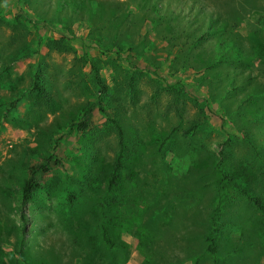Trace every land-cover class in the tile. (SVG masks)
I'll return each mask as SVG.
<instances>
[{
  "label": "rangeland",
  "instance_id": "rangeland-1",
  "mask_svg": "<svg viewBox=\"0 0 264 264\" xmlns=\"http://www.w3.org/2000/svg\"><path fill=\"white\" fill-rule=\"evenodd\" d=\"M109 116L127 132L129 198L110 200L123 225L110 246L93 213L105 185L85 186L118 154ZM263 160L264 0H0V264H212L221 171ZM227 192L244 231L225 238L260 242L261 213ZM248 254L230 264H264Z\"/></svg>",
  "mask_w": 264,
  "mask_h": 264
},
{
  "label": "trees",
  "instance_id": "trees-1",
  "mask_svg": "<svg viewBox=\"0 0 264 264\" xmlns=\"http://www.w3.org/2000/svg\"><path fill=\"white\" fill-rule=\"evenodd\" d=\"M96 78L97 83L99 85H103V83L101 82L102 79L98 74ZM34 98L37 103L49 101V98L45 93V89L43 88L42 84H40V82L38 81L35 83L34 87ZM89 111L90 110H86L84 116H87ZM109 120L112 122L114 127L113 129L115 130V133L118 138V154L116 155V159L111 166L112 168L110 172H90L91 174L87 178L88 183L85 184L86 188L92 191H95L96 188H101L103 185H105L106 189L104 193L106 194V196H100V198H98V204L94 206L93 213L99 219L98 227L100 229V238H102L107 245H109L111 241H114V235H116L117 228H120V230L118 231L120 232V234L123 231V225L120 219L122 215L121 212L118 211V213H114L113 217L110 218V213L107 210L110 207V200L113 201V203L115 204L121 203L122 199H124L125 202L129 200V198L124 195L121 198L119 197V195H117L118 193H123L125 188L126 176L124 174V171L128 167V158L126 153L127 132L125 127L119 120L112 116H109ZM197 127L198 125L194 124L188 130L187 133L190 134L191 131L194 132ZM193 134L189 136L194 137ZM237 139H240L245 142L244 138L237 137ZM246 142L249 146L252 147L253 154L258 155L257 151L253 148V144L249 141ZM135 145H137L136 142ZM250 166V161H247L241 164L240 169H234L231 166L232 169L227 168L226 171H221L223 173V176L218 181L217 185V204L212 210V215L208 224L207 233H205L203 236L204 254L208 256L212 264H230L232 263L233 257L235 255H238L242 259V261H246V259L249 258L248 251L251 250V247L257 248L259 254L264 251V231L262 229L261 241L251 243L249 246L232 241L231 236H228L226 238L224 236L227 231H234L237 229V227H241L244 231V228L238 225V222L240 220L239 218L236 219L238 221L237 222L229 220L226 217V211L228 209L227 205H232L235 201L232 197H230L229 200L227 198V190H229L230 187H233L236 190L237 197L243 198L246 201L250 210L254 211L255 213H261L263 217L261 220V225L264 226V160L263 163L256 166L255 170L253 168L252 172L250 170ZM246 176H250L251 178L248 180ZM254 180H257V183H259V187H261L262 190L258 191L257 187H254ZM36 187L37 185L34 179H31L27 184L23 186L21 207L19 209V218L23 223V227L21 228V234L23 236H25V233L27 232V215L24 211V207L27 202L33 197ZM114 191H116V196L110 199L109 195L112 194ZM239 215L242 216V214L240 213ZM84 225L87 227V229H89L88 224L84 223ZM129 226L130 224H128V226L126 225V227ZM144 233L146 232L144 231ZM97 235L92 234L88 237L90 245H97ZM226 245H229L228 252L224 250V247ZM100 252L102 253V251ZM110 264L116 263L114 260H112Z\"/></svg>",
  "mask_w": 264,
  "mask_h": 264
}]
</instances>
